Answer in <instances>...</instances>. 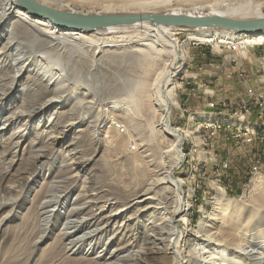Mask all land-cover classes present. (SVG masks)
Listing matches in <instances>:
<instances>
[{"label": "bare ground", "instance_id": "obj_1", "mask_svg": "<svg viewBox=\"0 0 264 264\" xmlns=\"http://www.w3.org/2000/svg\"><path fill=\"white\" fill-rule=\"evenodd\" d=\"M30 1L71 14L163 11L160 13L234 18L264 15V0H162L166 2L162 10L143 6L148 1L159 3L161 0ZM93 2L100 6L92 9ZM131 5L140 6L131 8ZM11 20L13 29L8 25ZM0 30L1 33L6 31L0 39V109L6 108L15 91L11 101L20 100L10 109L5 121L11 124L23 118L30 120L46 107L70 99L77 89L87 88V95L75 97L74 107L57 116L61 128L56 135L62 136L63 127L74 123L73 119H80L82 111L99 106L94 124L90 123L88 130L75 136V144L80 147V161L77 162H82L81 165L89 162L96 151L92 128L100 129L109 117L117 120L105 139V144L112 145V152L104 151L95 160L96 174L92 181L99 189H105L106 196L117 198L124 205L136 200L154 203L156 208H170L171 218L178 227L175 239L163 250L143 246L137 259L145 264H184L187 257L195 264L200 261L230 264L228 260L231 259H227L230 253H238L245 261L237 260L234 264H264V252L259 256L254 250H246L251 246L264 249V176H254L250 182L251 191L238 203L228 199L222 187H217L213 204L221 215L214 213L209 225L201 221L199 232L191 238L190 194L185 192L184 180L176 176V170L185 160L182 145L187 133L180 127H173L169 121L173 107L178 104L176 78L187 59L184 43L175 36L176 31H187L190 40L234 42L238 46L263 44L264 33L245 34L210 27L186 29L151 20L89 30L57 22L22 0H0ZM130 55L137 60L126 62L124 59ZM27 60L31 67L33 65V73L24 75ZM119 72L128 73L134 85L119 80L116 75ZM20 82L25 86L18 89ZM68 121L69 124H62ZM36 129V125L26 123L12 137L24 136ZM3 143L5 154L13 152L16 145L11 137ZM42 156L45 154L38 151L32 155L23 154L18 167L11 172L12 163L7 167L0 154V213L9 207V212L0 216V264H110L101 262L98 257L69 253L79 241L65 242L67 233L63 231L40 247L42 239L51 234L60 219L57 215L50 220L44 218L46 211L43 210L59 202L55 192H65L73 186L74 174L70 177L60 174L61 179L55 186L48 184L37 191L21 216L15 215L13 210L16 200L2 202L3 196L16 190L17 186L9 182H18L21 186L25 174L35 171V159ZM224 211L228 214L224 215ZM12 217L17 220L12 221ZM6 220L11 221L2 228ZM69 225L70 222L66 228ZM196 240L211 244L214 250H207L199 242H196L197 247H189ZM205 253L209 255L202 259L200 256Z\"/></svg>", "mask_w": 264, "mask_h": 264}, {"label": "rangeland", "instance_id": "obj_2", "mask_svg": "<svg viewBox=\"0 0 264 264\" xmlns=\"http://www.w3.org/2000/svg\"><path fill=\"white\" fill-rule=\"evenodd\" d=\"M91 6L93 9L100 4L93 2ZM135 6L140 5L130 7ZM143 6L162 10L166 2L148 1ZM8 23L9 29H13V21ZM176 32L175 36L184 43L187 59L176 78L178 104L173 107L169 121L173 127H180L187 133L182 145L185 160L176 170V176L184 180L185 192L190 194L191 207L188 216L193 226L191 238H195L201 221L209 225L213 222L210 217L214 213L221 215L213 204L217 187H222L225 196L230 200H237L238 203L251 191L253 185L250 182L254 176H264V120L257 118L258 113L253 103L252 114L249 116L239 112L245 111V101L249 97L246 94V86L254 85L263 75L261 67L264 65V43L244 46H238L234 42L204 43L188 39V32L185 30ZM5 34L6 31L1 33L0 30V39ZM124 60L130 63L137 58L130 55ZM29 62L25 61L27 70L24 75L33 69ZM142 65L145 68L146 64L142 62ZM116 75L121 81L132 85L135 83L128 73L119 72ZM24 86L25 83L20 82L18 89ZM208 90H213V93ZM16 93L17 91L12 93L11 97ZM88 93L85 87L77 89L70 99L46 107L30 120L23 118L11 124L5 121L6 117L20 100L14 98L12 102L10 98L6 108L0 109V154H3L1 161L6 162L7 167L12 163L9 170L15 171L23 154L32 155L35 151L45 154L35 159V171L25 174L21 186H18V182H9L12 186H17L16 190L8 196H3L1 200H16L13 210L15 215L21 216L31 205L37 191L48 184L56 185L57 180L61 179L60 174L64 177L74 174L73 186L65 192H55L59 196V202H53L43 210L46 211L44 218L50 220L57 215L60 219L51 234L42 239L40 247L49 244L56 234L63 231L67 233L65 242L79 241L73 250L69 251L72 255L98 257L101 262L110 264H145L136 257L143 246L165 249L175 239L174 233L178 227L171 218L169 207L156 208L154 203L136 200L124 205L118 202L117 198L106 196L105 189H99L92 181L96 174L95 160L104 151L107 154L112 152V145L105 144V139L110 133L111 125L117 120L109 117L100 129L92 128L96 151L92 160L82 165V162H77L80 161V147L75 144V136L88 130L90 123L94 124L100 111L99 106L82 111L80 119H73L72 124H69L70 121L63 122V125H69L63 127L62 136L56 135L57 130L61 128L57 116L74 107L75 97ZM87 99L90 100L91 97L87 96ZM212 101L215 102V107L208 105ZM111 113L115 114L114 111ZM26 123L36 125L37 129L25 133L24 136L12 137L14 132L25 127ZM208 125L221 127L207 128ZM122 129L124 130V127ZM10 137L16 146L13 152L5 154L3 141ZM8 209L6 206L0 216L8 213ZM227 214L228 212L224 211V215ZM11 219L17 220L15 217ZM10 221H4L2 228ZM68 222L70 225L66 228ZM196 242L207 250H214L211 244L198 240L193 241L189 247H197ZM246 250H254L253 253H259V256L264 252L260 246H251ZM208 255L209 253H205L200 257L203 259ZM229 257L227 259L232 261L228 260L230 264L237 260H242V263L245 261L238 253H230ZM187 261L186 257L184 264H195ZM196 264L211 263L200 261Z\"/></svg>", "mask_w": 264, "mask_h": 264}, {"label": "water", "instance_id": "obj_3", "mask_svg": "<svg viewBox=\"0 0 264 264\" xmlns=\"http://www.w3.org/2000/svg\"><path fill=\"white\" fill-rule=\"evenodd\" d=\"M36 11L44 12L57 22L76 28L94 30L98 27L126 24L134 21L151 20L183 28L210 27L227 29L237 33H264V15L252 18H234L222 15H188L176 13H106V14H71L47 8L30 0H22Z\"/></svg>", "mask_w": 264, "mask_h": 264}, {"label": "built area", "instance_id": "obj_4", "mask_svg": "<svg viewBox=\"0 0 264 264\" xmlns=\"http://www.w3.org/2000/svg\"><path fill=\"white\" fill-rule=\"evenodd\" d=\"M257 45H262L261 44H257ZM235 50H239V48H235ZM262 68V72L264 76V65L261 67ZM260 76L259 79H257L255 81V84H248L246 86V94L249 96L246 101H245V105H244V110L242 111L240 110V113L243 114H248V116L251 113V104L253 103L255 105V109L258 113V117L259 119H263L264 120V77ZM210 92L213 93V90H208ZM208 105H210L211 107H215V102H210L208 103ZM243 109V108H242ZM238 111V110H236ZM252 114V113H251ZM211 128V127H215V128H219L221 126H211L208 125L207 128Z\"/></svg>", "mask_w": 264, "mask_h": 264}]
</instances>
